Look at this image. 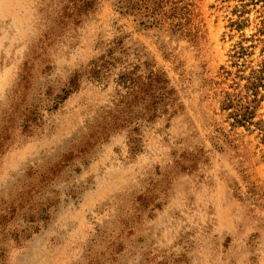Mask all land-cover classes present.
<instances>
[{
	"label": "rangeland",
	"instance_id": "rangeland-1",
	"mask_svg": "<svg viewBox=\"0 0 264 264\" xmlns=\"http://www.w3.org/2000/svg\"><path fill=\"white\" fill-rule=\"evenodd\" d=\"M0 264H264V0H0Z\"/></svg>",
	"mask_w": 264,
	"mask_h": 264
}]
</instances>
